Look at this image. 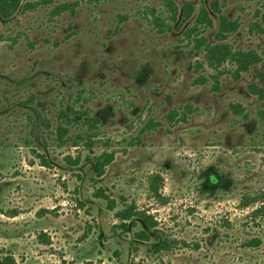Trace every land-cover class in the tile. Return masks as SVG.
I'll return each mask as SVG.
<instances>
[{"label": "rangeland", "instance_id": "rangeland-1", "mask_svg": "<svg viewBox=\"0 0 264 264\" xmlns=\"http://www.w3.org/2000/svg\"><path fill=\"white\" fill-rule=\"evenodd\" d=\"M173 1L175 22L165 0H21L0 19V256L16 264H264V218L251 213L264 194V99L248 89L264 55L238 75L232 62L210 67L193 38L214 41V0H191L185 22ZM215 1L239 23L225 42L261 55L264 0ZM200 7L213 27L189 32ZM154 17L171 29L159 32ZM69 106L99 118L96 129L70 130L88 145L56 140L58 112ZM102 151L114 158L96 176L85 159ZM67 155L81 162L68 164ZM155 174L162 199L150 191ZM99 189L113 209L93 195ZM125 208L149 215L156 230L137 216L117 218ZM164 237L170 246L157 251ZM253 238L259 244L245 246Z\"/></svg>", "mask_w": 264, "mask_h": 264}, {"label": "trees", "instance_id": "trees-1", "mask_svg": "<svg viewBox=\"0 0 264 264\" xmlns=\"http://www.w3.org/2000/svg\"><path fill=\"white\" fill-rule=\"evenodd\" d=\"M89 2H98L100 0H88ZM182 2V16L181 21H187L192 14L194 13V6L191 0H181ZM21 0H0V19L8 20L10 19L19 9ZM165 4L168 7L167 19L172 22L177 20L178 7L173 0H165ZM211 9L217 14L218 26L214 34V41H208L205 37L200 36L198 38H193L194 46L200 49L203 52V56L207 64L215 69L223 66L226 62H232L235 64V74H239L242 71H248L251 66H254L260 63L263 60L264 50L262 54H258L254 50H234L232 46L225 42L227 37L234 33L239 26L238 21L230 20L225 16L220 8L217 6L216 1L210 3ZM71 9L69 5H61L57 7L60 11L65 9ZM58 12V11H57ZM154 23L157 26L159 32H164L170 30L171 26L164 19L159 17H154ZM203 25L204 27H213V21L206 10L205 7H200L195 18L194 26H191L187 31H194L198 25ZM264 32V29H259ZM190 34V33H189ZM188 36V34H187ZM255 74L258 80L257 83H250L248 85L249 91L256 95L259 99H264V68L263 69H254ZM262 114H264V103H262ZM70 111L67 112L65 109H60L58 112V123L55 127L56 140L60 146H64L67 143H70L72 146H79L80 143L88 145V140L80 132L76 133L74 136L70 135V130L73 127L82 129L83 126L87 125L88 130L96 129L97 124L99 123V118L95 115H89L86 109H83L82 106L77 107L76 109L72 106H69ZM233 110L237 113H240L242 110L241 105L234 104L232 105ZM87 117L88 119H85ZM41 122H46L45 118L39 117ZM86 132V130H85ZM90 136V135H88ZM114 158L113 152L102 151L99 154H94L86 157V161L93 164L94 172L96 176H101L105 168L112 162ZM68 164L78 165L81 162L80 155L71 157L70 155L65 156L64 158ZM161 177L158 174L152 175L149 179L150 191L153 196L158 199H162L163 196L159 193L161 186ZM93 195L97 198H104L108 200V208L113 209V206L109 203V197L99 189L94 192ZM250 198V197H248ZM260 202L252 211L253 217L264 218V194L254 197L251 200V203ZM131 208H125L115 211V216L122 220H127L132 216H137V218L148 228L155 229V223L149 215H146L143 211L135 212ZM155 232V231H154ZM138 238L148 240L149 236L145 231H138L136 233ZM259 240L256 238L250 239L245 242V246H257ZM170 246V240L168 238H163L156 246V250H167ZM0 264H16L15 258L10 254H5L0 256Z\"/></svg>", "mask_w": 264, "mask_h": 264}]
</instances>
